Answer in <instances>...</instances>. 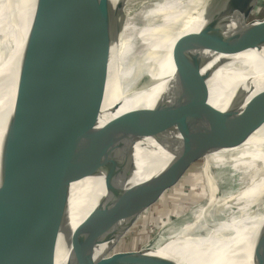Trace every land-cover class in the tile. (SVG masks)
<instances>
[{"label":"water","instance_id":"95a60500","mask_svg":"<svg viewBox=\"0 0 264 264\" xmlns=\"http://www.w3.org/2000/svg\"><path fill=\"white\" fill-rule=\"evenodd\" d=\"M23 1L13 5L18 8ZM92 1L69 0L63 36H56L54 29L64 8L52 7L48 23L20 39L19 50L11 57L14 47L7 49L9 45L2 40L0 31V98L5 88L8 86L10 92L16 82L13 107L6 115L0 143V194L8 208L5 215L0 209V264H55L61 233L71 234L67 222L72 184L84 178L102 177L101 191L76 235L78 231L88 233L103 222L138 216L167 202L166 194L157 187V175L147 179L150 188L144 190L140 185L120 182L119 175L109 170L107 160L101 159L93 140L92 126L98 122V112L105 101L112 45L119 33L100 47L103 41L98 38L110 18L112 0H101L91 17ZM229 1L239 2L244 9L239 25L223 35L225 10L220 0H208L203 15L206 22L195 33V44L173 59L175 81L167 97L153 107L127 111L120 120L150 131L183 134L188 143L180 173L187 172L205 153L242 141L251 126L264 119V88L248 99L246 91L239 90L237 100L227 109H219L211 101L212 72L203 71L207 60L204 52L230 53L246 30L264 25V15H251L257 0ZM9 5L10 0L6 7ZM15 13L16 10L6 16L8 24ZM46 53L65 57L66 65L54 67ZM144 85L138 84L137 88ZM177 174L174 171L169 175L175 178ZM170 176L166 177L168 183ZM219 193V189L213 191L205 205L186 214H191V221L185 228L199 226L202 221L198 217L214 212L222 198ZM257 215L245 221L244 232L241 222L231 226L239 230L229 245L235 246L243 233L248 241L247 264H264V211ZM184 216L164 224L154 236L145 232L129 241H115L99 255V243L75 247L66 264H183L170 253L157 251L172 242L171 252L190 257L186 252L200 251L202 245L210 243L203 242L206 237H192L205 236L207 230L215 231L218 226L207 225L201 234H185ZM240 230V237L235 238ZM220 233L210 238L217 248L225 243L224 239L220 241L222 235L230 236V231ZM234 261L233 257L231 262Z\"/></svg>","mask_w":264,"mask_h":264},{"label":"bare ground","instance_id":"6f19581e","mask_svg":"<svg viewBox=\"0 0 264 264\" xmlns=\"http://www.w3.org/2000/svg\"><path fill=\"white\" fill-rule=\"evenodd\" d=\"M10 1L11 5L6 10L9 0H0V21H8L6 16H12L16 10L9 24L5 21L4 26L0 27L2 40L9 45L7 49L14 47L9 57L17 54L20 39L26 38L48 23V13L54 6L64 8V15L58 19L55 26V35L65 34V15L69 9V0H24L18 8L17 4L13 5L18 0ZM207 2L208 0H112L110 18L98 38V41H103L100 47H105L107 41L115 39L118 33L119 36L117 35L118 38L112 45L106 97L98 112V122L92 126V135L101 159L107 160L109 170L119 175L120 182L140 185L144 190L150 188L147 179L157 175V187L163 191L166 177L174 171L179 172L181 168L188 143L183 134L173 131H150L120 120L123 118L122 114L127 111L153 107L164 96L167 97L165 94L169 93L168 90L175 81L176 69L173 59L195 44V33L206 22L203 15ZM100 3L101 0L92 1L91 17L97 12ZM220 3L225 10L222 34L227 35L239 25L245 13L239 2L235 4L229 0H220ZM129 34L133 39L141 41L138 44L143 48L140 57L128 58L132 51L130 46L119 48L118 41ZM11 43L15 44L10 46ZM6 44L3 45L5 48ZM46 54L54 67L66 65L65 57ZM204 55L207 60L203 71L212 72L209 80L211 101L219 109H227L234 104L239 90H245L248 99L264 88V25L246 30L230 53L206 50ZM2 61L3 59H0V63ZM142 83L145 84L144 87L137 88L138 84ZM15 88L16 82L13 81L10 92L7 86L0 98V143L5 130L6 115L13 107ZM119 104L121 105L117 108ZM209 152L211 157L207 162L212 167H216L212 153L229 156L231 168L221 184L230 180L232 186L228 194L218 200V203L223 200L221 205H218L219 208L224 203L220 215L218 208L214 214H208L202 219L198 217L197 220H201V224L189 227L184 233L201 234L207 225H218L215 231L207 230L205 236L192 237L196 240L206 237L203 242L210 243L202 245L200 251L186 252L191 258L182 253L171 252L174 247L172 243L157 252L164 255L170 253L183 264H247L248 241L244 233L235 246L229 245V241L239 230H233L231 226L241 222L239 225L244 228L245 221L255 214L257 218V213L261 212L260 207L264 206V119L253 124L242 141L219 146ZM178 175L170 178L178 179ZM101 179L102 177H87L72 184L67 222L71 234L61 233L55 264H66L75 247L95 244L108 227L109 222H103L104 224L88 233L78 231L76 235L83 220L94 209L101 191ZM238 184H241V187L234 188ZM0 209L3 215L8 214L1 194ZM129 220L132 219L113 222L115 228L112 231L118 238L123 233V230L118 229L120 223ZM241 230L244 232L246 228ZM241 230L235 238L240 237ZM223 231H230V236L222 235L220 241L224 239L225 243L217 248L211 244L214 240L210 238ZM184 233L182 237H185ZM198 237L202 238L197 239ZM106 241L109 243V249L110 238L104 242ZM233 257L235 261L232 263Z\"/></svg>","mask_w":264,"mask_h":264},{"label":"rangeland","instance_id":"374dc122","mask_svg":"<svg viewBox=\"0 0 264 264\" xmlns=\"http://www.w3.org/2000/svg\"><path fill=\"white\" fill-rule=\"evenodd\" d=\"M7 9L8 8L6 7V10ZM251 15L252 17H259L264 15V0L256 1ZM5 21L7 22V20L5 19L0 21V27L5 24ZM140 42L141 41L138 39H133L132 35L129 34L125 36L121 41H119V48L122 49L125 46H130L132 48V51L130 53L131 55L129 54L128 58L133 59L136 57H140L143 54V48L138 46ZM209 153L210 152H207L199 159H197L188 168L187 172H178V179H171L170 183H168V181L166 182L164 190L162 192L166 194L167 202H160L150 211L142 213L138 216H134L133 218H131L132 220L121 222L118 229L123 230V233L119 238L117 237L115 232L112 231L115 228V226L113 225L114 221L109 222L108 227L102 234L101 238H99V240L95 243H99V246L96 250V255H99L103 253V251L108 249V241L104 242L108 238H112V241H109L111 242V245L109 247L110 249L115 241H129L131 240V238L145 234V232L154 236L160 231V228L164 224L176 222L184 215L185 216L182 219L185 220L182 221V223L184 225L185 232L189 228H185L188 221H191V214L190 217H187L186 214L188 215L191 210H194L200 205H205V203H207L210 198V194L213 191H217V188L219 189V195H221L222 198L224 197V195L228 194L232 186V182L228 180L223 184L221 183L227 178L229 174L231 168V162L229 161H231V159L227 154L219 155L216 152L212 153V159L214 160V164L216 166L212 167L207 162L208 158L211 157L209 156ZM236 186L234 188H240L241 184H238ZM222 201L223 200L218 203L219 206L221 205ZM218 205L216 206L212 214H214L218 210ZM223 206L224 203H222V206L219 208V215ZM260 211H264V206L260 207ZM171 243L172 242H167V244L160 247V249L169 246Z\"/></svg>","mask_w":264,"mask_h":264}]
</instances>
